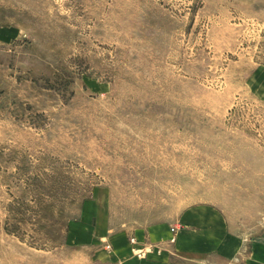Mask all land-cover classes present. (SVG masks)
I'll use <instances>...</instances> for the list:
<instances>
[{
  "label": "rangeland",
  "instance_id": "374dc122",
  "mask_svg": "<svg viewBox=\"0 0 264 264\" xmlns=\"http://www.w3.org/2000/svg\"><path fill=\"white\" fill-rule=\"evenodd\" d=\"M262 136L264 0H0V264L75 262L98 187L125 228L241 194Z\"/></svg>",
  "mask_w": 264,
  "mask_h": 264
},
{
  "label": "crops",
  "instance_id": "0c3cea01",
  "mask_svg": "<svg viewBox=\"0 0 264 264\" xmlns=\"http://www.w3.org/2000/svg\"><path fill=\"white\" fill-rule=\"evenodd\" d=\"M262 162L253 165L257 172H264ZM262 172L252 175L241 194L235 190L219 203H195L171 219L134 228L114 223L109 192L98 187L68 225L66 245L80 256L63 263L264 264Z\"/></svg>",
  "mask_w": 264,
  "mask_h": 264
},
{
  "label": "built area",
  "instance_id": "2783aa9c",
  "mask_svg": "<svg viewBox=\"0 0 264 264\" xmlns=\"http://www.w3.org/2000/svg\"><path fill=\"white\" fill-rule=\"evenodd\" d=\"M138 254L139 255H142L143 253H142V250H138Z\"/></svg>",
  "mask_w": 264,
  "mask_h": 264
}]
</instances>
